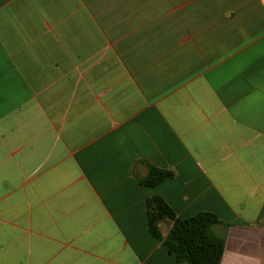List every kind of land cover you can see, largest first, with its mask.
Masks as SVG:
<instances>
[{"label":"crops","instance_id":"0c3cea01","mask_svg":"<svg viewBox=\"0 0 264 264\" xmlns=\"http://www.w3.org/2000/svg\"><path fill=\"white\" fill-rule=\"evenodd\" d=\"M153 196L264 264V0H0V264H175Z\"/></svg>","mask_w":264,"mask_h":264},{"label":"trees","instance_id":"16d2710c","mask_svg":"<svg viewBox=\"0 0 264 264\" xmlns=\"http://www.w3.org/2000/svg\"><path fill=\"white\" fill-rule=\"evenodd\" d=\"M149 173L138 179L141 186L156 187L175 177V172L148 164ZM147 223L149 233L162 242L168 251L175 256V264H222L226 234L219 235L215 227L224 226L217 215L211 212H200L189 219H180L160 196H153L146 201ZM171 222L167 235L162 226Z\"/></svg>","mask_w":264,"mask_h":264}]
</instances>
